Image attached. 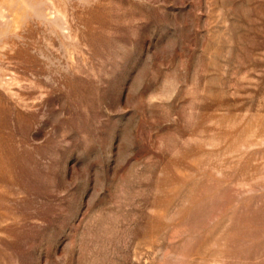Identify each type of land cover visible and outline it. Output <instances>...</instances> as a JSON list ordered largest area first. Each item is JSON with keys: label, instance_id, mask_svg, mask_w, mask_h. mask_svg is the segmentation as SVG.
Listing matches in <instances>:
<instances>
[{"label": "rangeland", "instance_id": "1", "mask_svg": "<svg viewBox=\"0 0 264 264\" xmlns=\"http://www.w3.org/2000/svg\"><path fill=\"white\" fill-rule=\"evenodd\" d=\"M0 264H264V0H0Z\"/></svg>", "mask_w": 264, "mask_h": 264}]
</instances>
